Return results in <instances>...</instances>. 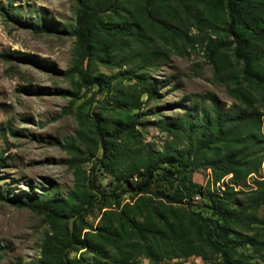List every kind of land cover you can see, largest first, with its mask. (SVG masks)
Listing matches in <instances>:
<instances>
[{
    "label": "trees",
    "instance_id": "trees-1",
    "mask_svg": "<svg viewBox=\"0 0 264 264\" xmlns=\"http://www.w3.org/2000/svg\"><path fill=\"white\" fill-rule=\"evenodd\" d=\"M153 1L156 0H74L76 22L71 34L77 38L76 55L94 50L83 30L84 21L92 15L89 9L122 4L126 5L122 10L127 15L114 25L115 30L126 47L136 49L132 67L118 71L114 83L107 76L91 77L85 72L80 73L79 82L96 84L100 90L107 86L106 101L123 113L111 120L106 129L101 124L97 126L107 159L114 156L105 137H126L117 161L112 164L118 162L114 176L117 187L137 195L150 193L155 183L169 189L175 184L174 192L157 190L155 197L171 204L198 194L206 200L204 213L208 215L198 213L192 217L171 207H167L166 215L165 210L164 214L159 213L154 205L145 203L142 220L128 217L126 225L106 223L105 235L90 245L94 254L91 262L143 264L140 258H145L148 261L145 264H180L171 260L196 256L210 264H261L264 261V213L259 215V209L264 207V0H174L176 3L167 0L173 6L161 3L164 0L156 5ZM31 14V19L24 20L21 7L11 0L6 4L0 1V17L4 22L35 34L59 32L57 24L41 8ZM171 14L175 17L170 18ZM182 25H186V30L193 27L200 33H210L206 57L214 76L223 80L234 102L227 106L216 94L205 92L142 111L150 102H161L157 81L144 70L154 68V61L163 51L161 45L150 42L166 28L187 37ZM228 56L239 65L237 73L231 64L228 69ZM0 59L45 68L39 64L40 59L36 62L31 54L17 50L0 52ZM72 68L75 70V64ZM178 106L181 111L174 115L161 113ZM150 114L152 120L144 119ZM150 126L159 128L168 137L159 150H152L140 140ZM5 131L1 126L0 133L4 135ZM8 131L12 136L23 133L11 128ZM52 144L74 147L73 143L62 145L56 139ZM4 160L0 154V166ZM201 169L209 170L210 184L215 185V190L209 187L202 190L192 182V174ZM248 179L252 180L251 186L244 191L242 185ZM12 190L6 184L0 186V200L42 215L50 222L69 220L75 214L74 207L69 206L66 198L56 196L53 187L40 195ZM241 194L244 199L239 198ZM64 233L60 237L55 233L45 235L34 264H80L65 253L72 234H68L67 228ZM76 240V244H82ZM1 256L0 253V259Z\"/></svg>",
    "mask_w": 264,
    "mask_h": 264
},
{
    "label": "rangeland",
    "instance_id": "rangeland-1",
    "mask_svg": "<svg viewBox=\"0 0 264 264\" xmlns=\"http://www.w3.org/2000/svg\"><path fill=\"white\" fill-rule=\"evenodd\" d=\"M0 1L3 4L8 2ZM11 1L21 7L24 20L32 18V10L41 8L57 24L59 32L35 34L14 23L4 22L0 17V52L17 50L29 53L33 60L40 59L39 64L45 66L40 69L26 62L0 59V127L6 128L4 135L0 133V154L5 158L0 166V186L6 184L14 192L22 190L36 195L53 187L56 196L66 198L69 206L74 207L75 214L69 220L60 218L50 222L42 215L0 200V264H34L40 256L45 235L55 233L60 237L65 235L66 228L72 238L65 253L80 264H92L94 254L90 245L105 235L106 223L126 225L128 217L142 220L145 214L142 205L145 203L154 205L159 213L164 214L165 210L166 215L167 207L184 211L192 217L198 213L208 215L204 213L206 200L198 194L171 204L155 197L157 190L174 192L175 184L169 189L155 183L150 193L137 195L117 187L114 176L118 162L112 164L118 159L125 136L117 139L106 136L105 141L111 145L114 157L107 159L104 156L97 126L101 124L106 129L111 120L123 113L106 101L107 86L100 90L96 84L80 83V73L85 72L91 77L107 76L112 84L117 81L115 75L118 71L132 67L136 49L125 46L114 26L127 15L122 10L126 5L103 6L95 11L89 9L92 15L84 21L83 30L94 50L90 54L76 55L77 38L71 34L76 22L74 0ZM160 1L153 3L160 4ZM163 2L173 6L167 0ZM176 11L185 16V13ZM169 17L175 16L171 14ZM182 26L183 30L187 29L186 25ZM186 32L188 36L184 38L166 28L161 36L150 42L161 45L163 51L162 56L154 61V68L144 70L149 78L157 81L161 102H150L142 111L156 104L179 102L189 94L205 92L216 94L227 106L234 102L223 80L214 76L206 57L210 33H200L193 27ZM74 64L75 70L72 68ZM226 64L228 69L230 64L233 65L237 73L239 65L234 64L229 56ZM179 111L178 106L161 113L167 116ZM145 118L152 120L154 117L150 114ZM7 127L23 130V133L12 136ZM54 139L62 145L73 143L74 147L67 149L65 145H53ZM167 139L166 134L155 126L147 127L140 137L142 144L152 150H159ZM192 182L202 190L208 187L215 190V185L210 184L209 170L194 172ZM251 182L248 179L242 190H248ZM239 198L244 199V195ZM80 206L81 210H78ZM263 213L264 207H261L259 215ZM76 239L82 244H76ZM140 261L143 264L148 262L145 258ZM171 262L210 264L196 256L173 258Z\"/></svg>",
    "mask_w": 264,
    "mask_h": 264
}]
</instances>
